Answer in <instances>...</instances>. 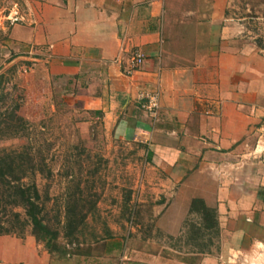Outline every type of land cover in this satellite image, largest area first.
Masks as SVG:
<instances>
[{
  "label": "crops",
  "instance_id": "crops-1",
  "mask_svg": "<svg viewBox=\"0 0 264 264\" xmlns=\"http://www.w3.org/2000/svg\"><path fill=\"white\" fill-rule=\"evenodd\" d=\"M231 2L0 0V46L52 59L76 104L145 156L135 223L112 229L91 255L56 262L33 236H2L0 264H247L262 255L264 48ZM136 51L146 61L130 77ZM155 92L153 117L143 97ZM195 199L218 213L213 255L171 241Z\"/></svg>",
  "mask_w": 264,
  "mask_h": 264
},
{
  "label": "rangeland",
  "instance_id": "rangeland-1",
  "mask_svg": "<svg viewBox=\"0 0 264 264\" xmlns=\"http://www.w3.org/2000/svg\"><path fill=\"white\" fill-rule=\"evenodd\" d=\"M230 14L246 19L256 43L264 48V0H232ZM0 44L4 45L1 36ZM53 66L48 56L18 54L0 46V119L8 108L19 105V115L29 122L18 138L0 135V153L27 147L35 162L44 166L45 172L34 180L47 200L46 222L59 233V246L73 254L79 248L86 249L87 245H80L91 240L92 232L105 236L109 230L114 234L112 229L118 225L136 222L145 156L134 142L107 131L101 116L82 110L72 93H67L73 90L69 80L56 77ZM127 201L135 206L134 213L137 211L133 221L124 211ZM69 210L88 215L84 234H76L78 241L66 237ZM148 234L162 238L159 232ZM10 236H32V228L16 230ZM71 241L74 244L68 246ZM173 242L178 245V241ZM39 244L45 247V243ZM258 253L262 255L247 264H264V248ZM61 256L54 255V261Z\"/></svg>",
  "mask_w": 264,
  "mask_h": 264
},
{
  "label": "trees",
  "instance_id": "trees-1",
  "mask_svg": "<svg viewBox=\"0 0 264 264\" xmlns=\"http://www.w3.org/2000/svg\"><path fill=\"white\" fill-rule=\"evenodd\" d=\"M2 79L0 78V87ZM20 106L8 108L1 115L0 135L9 138H18L27 130L29 122L19 115ZM45 172L44 166L35 162L32 150H11L0 153V237L10 236L16 230L24 231L27 227L32 228V236L36 241L45 243L46 249L52 255H91L96 247L113 236L112 232L106 231L105 236L91 233V240L80 245L77 252H70L58 244L59 233L56 232L45 218L46 202L34 180L37 174ZM133 205L130 201L124 205V211L129 220L135 217ZM17 210H22L18 212ZM67 212L68 238L78 241V235L84 234V223L88 215L79 212ZM195 217L196 220L192 219ZM192 219V220H191ZM133 221V220H132ZM189 231V233H188ZM220 226L218 213L215 209L209 208L201 199L192 202L190 217L185 224V231L179 243L184 242L188 251L199 255H213L220 251L218 241L220 239ZM189 235V236H188ZM206 242L207 238H210ZM175 241V240H171ZM216 241V242H215ZM178 243V244H179ZM74 244L72 241L68 245ZM180 245L176 246L177 248ZM213 248H215L213 250Z\"/></svg>",
  "mask_w": 264,
  "mask_h": 264
},
{
  "label": "built area",
  "instance_id": "built-area-1",
  "mask_svg": "<svg viewBox=\"0 0 264 264\" xmlns=\"http://www.w3.org/2000/svg\"><path fill=\"white\" fill-rule=\"evenodd\" d=\"M145 61L146 57L144 54L138 51L134 52L129 63L127 75L133 77L135 73H137L140 68L144 65ZM143 100H147V102L143 104V109L150 112L153 117H156L160 109L159 93L155 92L152 94L145 95L143 97Z\"/></svg>",
  "mask_w": 264,
  "mask_h": 264
}]
</instances>
